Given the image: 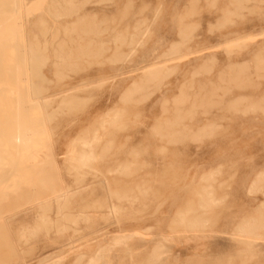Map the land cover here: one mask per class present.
Wrapping results in <instances>:
<instances>
[{"label": "rangeland", "instance_id": "obj_1", "mask_svg": "<svg viewBox=\"0 0 264 264\" xmlns=\"http://www.w3.org/2000/svg\"><path fill=\"white\" fill-rule=\"evenodd\" d=\"M21 2L28 90L52 95L33 175L55 177L0 180V264H264V0Z\"/></svg>", "mask_w": 264, "mask_h": 264}, {"label": "bare ground", "instance_id": "obj_2", "mask_svg": "<svg viewBox=\"0 0 264 264\" xmlns=\"http://www.w3.org/2000/svg\"><path fill=\"white\" fill-rule=\"evenodd\" d=\"M21 1L22 0H0V152L1 150L5 149L10 155L9 166L6 167V169H4L1 166V164L3 165V163H1L2 156L0 153V163H1L0 164V176H2V179L0 180H3V177H6V178L10 177L13 187H16L18 191L22 190V192L21 191L19 192L23 193L27 190L28 187L32 189L35 187H37L38 189V187H42V185L44 187H47L52 182L55 176H53V173H47L43 177L42 175L38 177H35L33 175L35 172L37 174L42 173V170H41L42 169V157H40L39 154H41L42 152V143H44V140L42 138V133L48 132L49 130L48 126H46L45 124H47L52 118V114L49 111V105L52 100V97H51L52 95L45 94V93L40 94L38 92H30L28 90L29 81L31 80V81L36 82L38 80H42V74L40 76H36V78H33L27 73V70L23 69L24 64L27 62V60L28 62H30V60L32 62L38 60V57H37L38 54H37L36 48H34L32 45L33 48H31V54H29L23 48L20 36L16 35L13 38L11 36L12 34L11 32H13V29L19 23V21L17 20V17L20 16L19 6L22 4ZM15 34H16V31H15ZM263 51H264V48L262 49L261 52ZM28 56H29V59H27ZM158 67L159 66H150L146 68L143 71L141 78L150 77L151 75H153L154 73L158 71L159 69ZM205 67L206 66H204V68ZM229 67L230 66H228V68ZM230 70H228L227 73L224 75H227L228 72H230ZM221 72H220V75H221ZM193 73H192L193 75L196 74L195 71ZM221 78L222 77L218 76L216 79H218L219 81V79ZM202 83L203 82L201 80L197 81V92H199L200 89L202 88L201 87ZM213 86L214 85H212V87ZM68 91H71V90H68ZM212 91L214 92V90ZM195 125L197 126V123ZM190 126L195 127L193 125H190ZM141 131H137L136 133H140ZM136 133L130 135V137H128L127 140L130 142L132 140L135 141L136 139H138L139 137L137 136ZM100 141H101L100 135H95V136L93 135V138L84 140L81 143L82 146L77 155V158L80 161V163L82 164L87 163V159H89L90 157L94 155L93 153L95 152L96 145ZM73 144H74V141L68 144L67 152L63 155V158H65V155L67 156L71 155L73 151V146H74ZM58 159H59V154L56 151H54V156H53L54 165L59 170L60 165H59ZM31 175H33L34 178ZM28 178H31V179H28ZM58 178H59V181L63 183V180H61L62 178H60V176ZM61 185L62 187L59 189V191H53L52 193L53 195H49V196L47 195L48 197H45V199H48L45 202L46 205H47V202L48 204L49 203L51 204V200L54 202L55 201L59 202L60 200H64L66 197L69 198V196H67L68 194L67 185H65L64 183ZM19 192H17L18 193L17 196L21 195L19 194ZM14 196L16 195L14 194ZM41 205H42V201L38 203V206H41ZM17 209L18 208H16V210ZM245 227L247 229V232L249 233L251 232L253 225L251 226V224L247 223ZM155 250H158V249L155 248ZM154 252L155 251H153V253ZM152 256H154L153 260H155L156 253L155 255L153 254ZM97 257H98V254H97ZM157 257L159 258V256ZM88 263L89 262H87V264Z\"/></svg>", "mask_w": 264, "mask_h": 264}]
</instances>
